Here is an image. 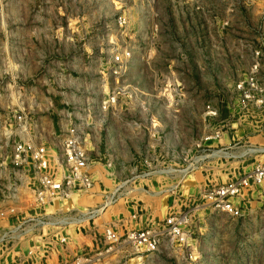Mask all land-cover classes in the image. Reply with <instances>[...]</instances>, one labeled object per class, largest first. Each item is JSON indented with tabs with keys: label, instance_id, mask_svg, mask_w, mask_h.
<instances>
[{
	"label": "rangeland",
	"instance_id": "obj_1",
	"mask_svg": "<svg viewBox=\"0 0 264 264\" xmlns=\"http://www.w3.org/2000/svg\"><path fill=\"white\" fill-rule=\"evenodd\" d=\"M123 13L126 30L116 24ZM124 49L133 55L119 77L112 57ZM257 61L264 67V0H0V239L12 235L30 203L24 191L15 198L9 190L20 114L31 135L47 142L61 124L83 119L109 182L100 198L95 187L79 197L77 211L100 209L117 188L120 194L93 221L67 229L65 243L55 233L52 244L0 242V264H264V186L239 201L238 218L201 197L264 161L256 152L264 149V112L246 115L235 92ZM218 131L219 141L203 140ZM228 138L230 147L216 145ZM197 178L201 189L187 192ZM141 205L154 213L153 227L188 215L187 245L167 237L150 254L124 243L121 232L123 246L106 253L105 228L124 218L137 231Z\"/></svg>",
	"mask_w": 264,
	"mask_h": 264
},
{
	"label": "built area",
	"instance_id": "obj_2",
	"mask_svg": "<svg viewBox=\"0 0 264 264\" xmlns=\"http://www.w3.org/2000/svg\"><path fill=\"white\" fill-rule=\"evenodd\" d=\"M116 24L120 29L126 30L130 24L129 17L125 13L119 15ZM132 55V50L124 49L112 57L114 75L121 77L127 71ZM256 55L260 56V53ZM235 92L238 107L246 115L254 111L264 112V67L260 62H255L246 79L237 84ZM112 100L114 102L115 99ZM206 110L211 118L218 116V112L212 107L208 106ZM14 123L9 157L13 184L10 183L9 190L15 198L24 191L30 203L26 217L13 225L12 235L3 237L0 242L15 245L42 242L52 244L55 238L61 244L65 243L67 240L65 231L93 221L106 207L116 203L120 195L119 188L103 195L100 209H92L84 214L76 209L64 211L61 204L72 201L75 196H88L95 187L92 171L95 163L89 149L91 140L86 133L83 119L77 118L75 123L67 121L66 124H61L59 134L55 133L52 141L48 142L43 136L31 135L29 120L25 114L16 117ZM87 128L90 130L88 124ZM221 135L218 131L203 140L219 141ZM256 152L264 154V149H258ZM263 186L264 161H261L248 174L238 175L227 183L203 189L201 197L214 211L238 218L242 216V207L238 202L243 201L253 188ZM9 211L15 213L16 209L10 208ZM4 215L5 213L1 214L3 217ZM188 223V215H173L158 227L127 232L124 242L136 249H144L150 254L157 252L161 242L167 237L187 245L188 235L183 227H187ZM116 231L113 226L104 230L103 238L109 247L119 243L122 238ZM51 233H55L57 237L51 238ZM87 262L82 258H76L56 264Z\"/></svg>",
	"mask_w": 264,
	"mask_h": 264
},
{
	"label": "crops",
	"instance_id": "obj_3",
	"mask_svg": "<svg viewBox=\"0 0 264 264\" xmlns=\"http://www.w3.org/2000/svg\"><path fill=\"white\" fill-rule=\"evenodd\" d=\"M264 130V129H263ZM59 132H60V129H59ZM264 133V132H263ZM261 137V136H260ZM95 139V138H94ZM229 139V138H228ZM50 141H52V140H50ZM95 141V140H94ZM222 141H224V142H222ZM229 141V143H227L226 142V140L224 139H222L219 143L218 142H216V145H218V144H220V145H224V148L226 149V148H228V147H230L231 146V143H232V141L229 139L228 140ZM92 147H93V149H94V142H93V145H92ZM92 171H93V176H94V179L96 180V184H95V190H96V195H98V196H96V198L97 197H101L100 195H99V193H100V191H102V189H103V187L104 186H106V187H108V182H109V179H108V177H109V175H107V174H104L103 173V171L100 169V171H99V169H97V166H96V163H95V165L93 166V168H92ZM100 172V173H99ZM101 177V178H100ZM195 181H196V179H195ZM195 181H193V182H189L188 183V185H187V192H189V193H192V192H194L195 194L201 189V182L202 181H200L198 178H197V184L195 183ZM104 185V186H103ZM203 185V184H202ZM205 188V187H204ZM98 193V194H97ZM75 198V199H74ZM73 199H72V201H70L69 202V206L68 207H70V208H72V209H76L77 210V207H79V205L77 204V202L79 201V197L78 196H75ZM102 199H103V196H102ZM77 201V202H76ZM76 202V204H74ZM239 203V202H238ZM61 205H65V204H61ZM73 205H76V207L74 208V206ZM141 210H145V212H141V215H140V223L138 224V229L137 230H140V229H142V228H145V227H153V226H155V222H153L152 220V218H151V216H153V212L149 209V207L147 206V205H141ZM124 214V216L126 217L127 215H126V213H123ZM121 220H123L124 222H123V224H120L119 225V227L117 228L116 227V229H117V231L116 232H118L119 233V235H121L120 233L121 232H123V234L122 235H124L125 233H127V232H129L128 230H132V229H134V228H136L133 224H129L128 222H126V220L124 219V218H121ZM142 227V228H141ZM125 243V242H124ZM123 243V244H124ZM123 244L122 243H119V244H115V245H112L111 247H108V249H107V251H106V253H109V252H111V251H113L114 249H116V248H120L121 246H123ZM22 245H26V243H22ZM60 260L61 261H64V260H66V259H63V258H58V259H56V261H54V262H60Z\"/></svg>",
	"mask_w": 264,
	"mask_h": 264
},
{
	"label": "bare ground",
	"instance_id": "obj_4",
	"mask_svg": "<svg viewBox=\"0 0 264 264\" xmlns=\"http://www.w3.org/2000/svg\"><path fill=\"white\" fill-rule=\"evenodd\" d=\"M245 154V153H244ZM247 154V153H246Z\"/></svg>",
	"mask_w": 264,
	"mask_h": 264
}]
</instances>
